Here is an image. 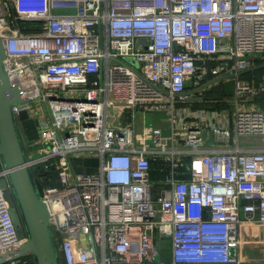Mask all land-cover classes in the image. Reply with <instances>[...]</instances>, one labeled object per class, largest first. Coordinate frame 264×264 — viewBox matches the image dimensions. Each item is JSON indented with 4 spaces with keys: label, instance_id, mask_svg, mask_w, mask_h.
Returning a JSON list of instances; mask_svg holds the SVG:
<instances>
[{
    "label": "built area",
    "instance_id": "built-area-1",
    "mask_svg": "<svg viewBox=\"0 0 264 264\" xmlns=\"http://www.w3.org/2000/svg\"><path fill=\"white\" fill-rule=\"evenodd\" d=\"M0 37L26 100L14 115L36 123L28 165L66 264H164L165 239L169 264H242L241 227L264 228V147L240 144L264 137L253 102L264 83L241 79L264 63V0H0ZM230 74L224 108L187 101ZM139 111L170 112V134L124 124ZM8 174L0 163V182ZM4 193L0 185V256L27 241Z\"/></svg>",
    "mask_w": 264,
    "mask_h": 264
},
{
    "label": "water",
    "instance_id": "water-1",
    "mask_svg": "<svg viewBox=\"0 0 264 264\" xmlns=\"http://www.w3.org/2000/svg\"><path fill=\"white\" fill-rule=\"evenodd\" d=\"M6 50L0 37V163L9 170L8 180H1L6 200L10 205V215L20 239H27L19 249L0 256V264L29 257L34 264H66L60 256L57 243L50 226V212L43 200L44 188L28 165L29 142L23 123L29 120L27 112L16 119L13 107L26 103L18 87L11 84L5 68ZM233 74L218 81L230 79ZM204 97H191L187 101L203 102ZM82 173L83 168L76 169ZM41 173L40 175H43ZM61 187V185H59ZM232 256L235 251H231Z\"/></svg>",
    "mask_w": 264,
    "mask_h": 264
},
{
    "label": "crops",
    "instance_id": "crops-1",
    "mask_svg": "<svg viewBox=\"0 0 264 264\" xmlns=\"http://www.w3.org/2000/svg\"><path fill=\"white\" fill-rule=\"evenodd\" d=\"M263 67H264V63L254 64L251 68H249L247 71H245L242 74V75L244 74L250 75V77H248L247 79L243 78V80L253 84L252 86L258 88L261 84L264 83V71H261V70H264ZM214 88L218 89V91L220 90L224 92V94L227 97H230L234 95V92H235V81L231 78L224 79L221 81V83L216 84ZM209 91L210 90H207L206 93ZM200 97L205 98V100H203L205 104L207 103L208 105H212L214 108H216L215 105L213 104L214 100H207L206 95L200 96ZM257 97L258 96H255L253 102L257 103L258 106H261L259 102L257 101ZM197 102L198 101L195 102V105H197ZM218 102L221 103V100ZM224 107L225 105L223 106V108ZM196 108H201V107H196ZM148 115H150V120L155 124L154 126L159 127V128H162L164 126L165 128L171 131L172 115L168 111H157L153 113H147L146 115L142 111H139L134 114L133 118L131 117V115L127 114L126 116L127 119L126 120L124 119V124H128L131 121L133 122V119H134V125H135L137 132H141L140 130H142V124L145 123V119L147 118ZM164 117H165V120H163ZM23 127H24L25 132L27 133V140L29 142V145L36 142L38 139L36 123L33 120L29 119L28 121L23 123ZM256 136L258 135L243 136L241 138L256 137ZM262 141L264 142V137H262ZM240 144H241V140H240ZM244 146L247 147V146H250V144L244 143ZM86 169L89 172L93 171L89 166H87ZM243 215L244 214L242 212V216ZM158 245L161 251H160V257L157 259L156 262L164 263V264L171 263L173 259L171 240L170 239L158 240ZM237 252H238V257L240 261L242 262V264H264V228L256 224L253 225V224L245 223L241 227L240 248L238 249Z\"/></svg>",
    "mask_w": 264,
    "mask_h": 264
},
{
    "label": "rangeland",
    "instance_id": "rangeland-1",
    "mask_svg": "<svg viewBox=\"0 0 264 264\" xmlns=\"http://www.w3.org/2000/svg\"><path fill=\"white\" fill-rule=\"evenodd\" d=\"M216 109H219V108L216 107ZM163 120H165V117H164ZM117 121L118 120H117V118L115 116V113L113 111H111V118H109L110 127H117V125H118ZM149 125H155L150 120V115H148L147 118L145 119V123L142 124V128L145 127V126H149ZM162 129H163V132H164L165 136H168L170 134V130L169 129L165 128L164 126L162 127ZM240 140H241V145L242 146H244V143H245V144H250V146H247V147H250V148H253V147H264V142L262 141V137H260V136L241 138ZM209 141H210V143H208V140H207V146L211 147L212 146L211 142H213L214 139L211 137ZM27 154H28V150H27ZM79 163L82 166H84V167L89 166L93 171H95L96 168H97V162H95L93 160H90V159H82L81 161H79Z\"/></svg>",
    "mask_w": 264,
    "mask_h": 264
},
{
    "label": "trees",
    "instance_id": "trees-1",
    "mask_svg": "<svg viewBox=\"0 0 264 264\" xmlns=\"http://www.w3.org/2000/svg\"><path fill=\"white\" fill-rule=\"evenodd\" d=\"M258 63H262V62H257V64ZM263 69H264V67H263ZM261 71H264V70H261ZM248 77H250L249 74H246V75L244 74V75H242L241 79H243V78L247 79ZM206 97H207V100H214V102H216L215 100H217L215 107L221 109V108H223L224 105L222 104V102L220 103L218 101L223 100L227 96L224 94V92H222L220 90L218 91V89L213 88L212 90H210L209 92L206 93ZM257 101L259 102L261 107L264 108V93L257 97ZM196 107H203V106L201 104H197ZM186 162L188 163L189 159H187ZM153 168H154V171L152 173V181H154V183L157 184V186H159L158 183L163 179V176H162V173L157 171L159 169L158 164H154ZM35 173H34V175H35Z\"/></svg>",
    "mask_w": 264,
    "mask_h": 264
}]
</instances>
